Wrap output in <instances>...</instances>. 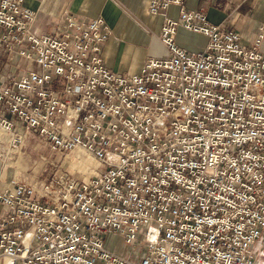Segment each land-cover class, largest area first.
I'll return each instance as SVG.
<instances>
[{"label": "built area", "instance_id": "built-area-1", "mask_svg": "<svg viewBox=\"0 0 264 264\" xmlns=\"http://www.w3.org/2000/svg\"><path fill=\"white\" fill-rule=\"evenodd\" d=\"M24 1L0 0V44L23 62L0 76V130L10 134L0 157L21 148L20 124L97 167L83 179L64 169L39 185L12 179L0 191V264H260L264 24L246 45L184 0H148L163 54L128 75L103 63L111 28L101 17H66L37 35ZM178 27L205 45L180 47ZM109 234L143 253L108 250Z\"/></svg>", "mask_w": 264, "mask_h": 264}, {"label": "crops", "instance_id": "crops-1", "mask_svg": "<svg viewBox=\"0 0 264 264\" xmlns=\"http://www.w3.org/2000/svg\"><path fill=\"white\" fill-rule=\"evenodd\" d=\"M24 5L34 11L31 28L37 35L54 34L66 17L82 21L101 17L111 28L110 36L102 44L103 63L119 74L136 73L149 58L163 54L159 41L160 18L148 12V0H25ZM184 7L202 10L211 23L225 30L236 31L246 45L253 43L260 26L264 24V0H184ZM167 13L177 18L178 8L171 6ZM176 43L187 51H196L205 45L206 38L178 27ZM259 50L264 54V30ZM17 61L21 63V60H10L6 49L0 44V76L16 71ZM15 130L24 135L25 143L30 132H24L20 124H17ZM9 139L10 134L0 130V152L6 151ZM26 158L24 144L20 150L10 155L4 153L0 157V191L9 186L12 179L29 185L42 182L43 179L36 178L39 168L34 169L32 176L24 175L25 166L22 162ZM95 167L97 163L93 165L83 158L78 160V171L92 169L80 178L94 174ZM118 239L124 243L120 236L105 235L104 246L132 260H137L143 253V250L138 256L122 253L114 246ZM95 264L104 263L98 260Z\"/></svg>", "mask_w": 264, "mask_h": 264}, {"label": "rangeland", "instance_id": "rangeland-1", "mask_svg": "<svg viewBox=\"0 0 264 264\" xmlns=\"http://www.w3.org/2000/svg\"><path fill=\"white\" fill-rule=\"evenodd\" d=\"M19 65L23 66V63L19 62ZM20 70L21 68H18L12 73L18 74L20 73ZM23 131L25 132L24 129ZM30 133L28 134L25 143L24 141L22 143V146L23 144L25 146V153L28 157L22 162L23 166H25L24 175L26 176H32L34 169L39 168V174L36 176L37 179L40 178L44 180V178H46L50 173L54 172L56 169L67 170L71 173L73 177L80 178L81 175L88 173L92 169H84L83 171H78V160L83 158L93 165L96 164V161L90 156H87L86 154L80 153L78 156H76L72 153L64 155L52 152L49 146H47L48 143L43 138L39 137L33 132ZM11 153L12 152H10V154ZM10 154L8 153L7 155ZM107 243L110 244V241H108ZM114 246L118 248L119 251H121L122 253L131 256H138L142 251L140 242L137 243L135 246H129L122 243V241L118 239L116 242H114ZM252 251L255 258L259 259V263L264 264V237L258 242L257 245L253 246Z\"/></svg>", "mask_w": 264, "mask_h": 264}]
</instances>
